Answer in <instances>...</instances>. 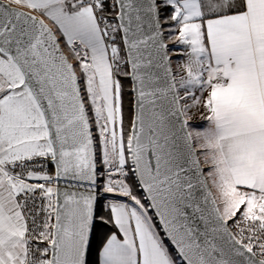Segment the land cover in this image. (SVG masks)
Listing matches in <instances>:
<instances>
[{"label": "snow or ice", "instance_id": "snow-or-ice-1", "mask_svg": "<svg viewBox=\"0 0 264 264\" xmlns=\"http://www.w3.org/2000/svg\"><path fill=\"white\" fill-rule=\"evenodd\" d=\"M0 264H264V0H0Z\"/></svg>", "mask_w": 264, "mask_h": 264}, {"label": "trees", "instance_id": "trees-1", "mask_svg": "<svg viewBox=\"0 0 264 264\" xmlns=\"http://www.w3.org/2000/svg\"><path fill=\"white\" fill-rule=\"evenodd\" d=\"M125 91L127 92V85H126ZM129 100H130V97L126 95L125 96V115H126V118H127V115H128V109L130 107ZM49 171H51V169H49Z\"/></svg>", "mask_w": 264, "mask_h": 264}, {"label": "rangeland", "instance_id": "rangeland-1", "mask_svg": "<svg viewBox=\"0 0 264 264\" xmlns=\"http://www.w3.org/2000/svg\"><path fill=\"white\" fill-rule=\"evenodd\" d=\"M199 122V121H198ZM199 123H203V122H199ZM203 166V165H202ZM204 167V170H205V172L207 171V168L205 167V166H203Z\"/></svg>", "mask_w": 264, "mask_h": 264}, {"label": "water", "instance_id": "water-1", "mask_svg": "<svg viewBox=\"0 0 264 264\" xmlns=\"http://www.w3.org/2000/svg\"><path fill=\"white\" fill-rule=\"evenodd\" d=\"M23 11V9H21ZM203 167V166H202Z\"/></svg>", "mask_w": 264, "mask_h": 264}]
</instances>
